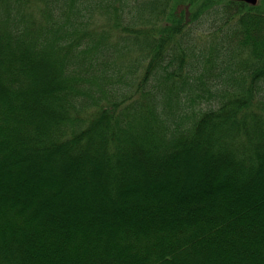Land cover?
<instances>
[{"label": "trees", "instance_id": "trees-1", "mask_svg": "<svg viewBox=\"0 0 264 264\" xmlns=\"http://www.w3.org/2000/svg\"><path fill=\"white\" fill-rule=\"evenodd\" d=\"M123 1L0 0V264H264V0H187L236 20L231 77L185 61L178 0Z\"/></svg>", "mask_w": 264, "mask_h": 264}, {"label": "rangeland", "instance_id": "rangeland-1", "mask_svg": "<svg viewBox=\"0 0 264 264\" xmlns=\"http://www.w3.org/2000/svg\"><path fill=\"white\" fill-rule=\"evenodd\" d=\"M220 3L215 4V8H220L224 9L225 4L227 1L230 0H218ZM262 1V0H261ZM148 2V1H147ZM189 1L187 0H178V3L175 5V8H177L176 14L178 15V18L180 21L183 20V28H184V33L186 34V38L188 39L189 43L188 45H185L189 49V54L188 51L185 53V61H190L192 60L193 63H197V65L200 67L201 73H204V70L214 68L216 63H218V57L221 56L225 59L221 60L224 65V67H229L227 70V74L225 77H231L232 75L238 76V73L241 68L244 67V64L246 62V57H248V50L247 48L240 43V40L237 39V36L235 35L236 28L233 25H238L236 24V20H232V24H226V21L223 17V14L221 15H211L212 18L209 19V17L204 16L203 18L196 19L193 17L192 13V5L188 3ZM260 0H258V3L256 5L252 6H257L259 4ZM137 3V0H124L122 4V9L124 11H132L134 10V6ZM176 3V0H168L166 5L172 6ZM261 3V2H260ZM224 5V6H223ZM139 8V6H138ZM131 13V12H130ZM128 13V14H130ZM127 14V13H126ZM132 15H138L132 14ZM170 14L167 12L163 11L162 14H160V17H157L158 20L153 19V24L158 25L161 23H164L167 21L168 17ZM223 16V17H222ZM128 22H137L138 27L141 29H144L140 32L146 31V25L145 24H139L141 23L139 20L141 19L139 16H134V18H131L130 20L128 17L125 16ZM222 18V20H221ZM236 19V18H235ZM105 22H102V26H104L107 22L106 19H104ZM139 21V22H138ZM104 24V25H103ZM152 27V23L150 28ZM143 34V33H142ZM158 38L154 37L155 42H157ZM158 43V42H157ZM157 46V44H154ZM169 43L164 46L165 48H168ZM154 46V47H155ZM136 47V46H135ZM130 51V54H127L130 57H137L136 61L138 62H143V64H146L148 61V55L146 53L147 49L145 52H143L140 49L135 48ZM140 47V46H138ZM149 46H147L148 48ZM125 51L124 53H126ZM229 56H227V54ZM150 57V55H149ZM128 68L130 66H122L121 71L119 72L121 75H123L121 78L127 76ZM109 72H111L109 70ZM232 73V74H231ZM110 74V73H109ZM116 76V74H115ZM140 76V73H139ZM124 79V78H123ZM129 81L126 79V82ZM133 83V82H132ZM234 83V82H233ZM210 86L216 88L219 92L222 91L221 87L223 86V83H221L220 79H216L215 81L209 83ZM211 87V88H212ZM198 88L202 89L201 86ZM223 92V91H222ZM210 94L207 95L209 97ZM210 98V97H209ZM208 106V105H207ZM209 106H214V110H219L221 107V104L218 102H214L210 99L209 101ZM205 110V108H202ZM31 166H33L34 169L38 171L39 165L43 166L45 163H41L37 161L29 162ZM52 166V172L51 175H53V172L56 171L57 168H54L55 165L51 164ZM42 167H40L41 169ZM197 172H199L197 170ZM92 173V168L89 167L87 174ZM83 172L79 174V179L76 177L73 179L74 183L77 184H82V183H90L89 177ZM194 186V185H193ZM189 186L188 188H191Z\"/></svg>", "mask_w": 264, "mask_h": 264}, {"label": "water", "instance_id": "water-1", "mask_svg": "<svg viewBox=\"0 0 264 264\" xmlns=\"http://www.w3.org/2000/svg\"><path fill=\"white\" fill-rule=\"evenodd\" d=\"M237 1L246 2L251 5H256L258 3V0H237Z\"/></svg>", "mask_w": 264, "mask_h": 264}]
</instances>
